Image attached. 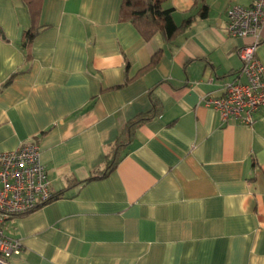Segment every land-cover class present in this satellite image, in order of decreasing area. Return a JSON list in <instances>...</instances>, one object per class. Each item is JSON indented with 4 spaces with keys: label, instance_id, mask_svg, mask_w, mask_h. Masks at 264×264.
<instances>
[{
    "label": "crops",
    "instance_id": "1",
    "mask_svg": "<svg viewBox=\"0 0 264 264\" xmlns=\"http://www.w3.org/2000/svg\"><path fill=\"white\" fill-rule=\"evenodd\" d=\"M252 2L165 0L177 25L194 16L165 44L119 22L122 0H43L27 61V8L0 0V150L38 144L52 190L73 185L10 221L23 243L14 264H264V109L245 125L203 103L240 75L251 38L229 36L227 9ZM159 48L156 67L137 76ZM257 55L264 63V37ZM154 85L161 116L109 176L76 184L103 167L125 122L151 109Z\"/></svg>",
    "mask_w": 264,
    "mask_h": 264
},
{
    "label": "built area",
    "instance_id": "2",
    "mask_svg": "<svg viewBox=\"0 0 264 264\" xmlns=\"http://www.w3.org/2000/svg\"><path fill=\"white\" fill-rule=\"evenodd\" d=\"M227 17L229 36L250 37L251 41L238 50L240 75L223 86L222 95H205L203 103L218 111L224 122L253 125L257 112L264 109V63L257 55L264 37V0H253L249 6L231 5ZM53 194L38 144L0 150V264H14L23 250L21 239L7 232L10 221L48 203Z\"/></svg>",
    "mask_w": 264,
    "mask_h": 264
},
{
    "label": "trees",
    "instance_id": "3",
    "mask_svg": "<svg viewBox=\"0 0 264 264\" xmlns=\"http://www.w3.org/2000/svg\"><path fill=\"white\" fill-rule=\"evenodd\" d=\"M22 1L25 4L30 17V26L24 31L20 45L25 50L26 59L29 61L31 60L29 45L42 30L39 26V14L43 0ZM164 1L165 0H122L119 12V22L132 23L142 38L146 41L151 40L154 36L159 34L161 35L165 44L174 43L185 33L187 28L194 21V16H190L184 20L182 24L177 25L173 19V10L163 7ZM199 14L201 17H207L208 6L206 4H204ZM0 36L4 38V34L1 29ZM163 52V48H159L156 52H154L151 56L150 62L138 71L137 76L146 74L153 70L161 60ZM18 73L19 72L13 73L9 79L1 84V86L4 87L12 82L14 76H16ZM130 81L131 79H127L125 80L124 84L114 88L126 86ZM155 86L156 85H154L149 90V97L152 103L151 109L126 121L120 131L119 136L112 144L111 149L105 155L103 167L97 168L88 179L76 184L84 185L89 181L103 179L109 176L117 168L124 150H126V148L136 138L137 130L146 122L152 120L155 117L161 116L163 112V103L154 92ZM71 186L73 185H69L65 189L54 192L48 203L63 197L68 188Z\"/></svg>",
    "mask_w": 264,
    "mask_h": 264
}]
</instances>
